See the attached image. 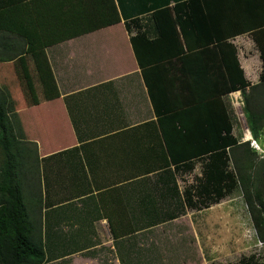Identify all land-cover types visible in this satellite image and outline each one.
<instances>
[{"label": "crops", "instance_id": "crops-1", "mask_svg": "<svg viewBox=\"0 0 264 264\" xmlns=\"http://www.w3.org/2000/svg\"><path fill=\"white\" fill-rule=\"evenodd\" d=\"M203 1L208 3L203 44L194 34L186 33L184 41L178 24L174 38L160 14L158 23L170 38L155 48L138 46L142 64L152 68L145 70L131 38L144 33L155 41L152 12L167 7L174 19V5L189 0H17L4 9L0 32L26 42L25 54L6 63H15L20 76L15 113L23 133L35 131V188L27 208L29 236L42 243L41 264H123L120 257L130 264L131 243L145 242L168 226L169 215L187 211L185 196L194 198L198 186L189 184L194 176L202 178L200 166L207 159L175 168L166 140L176 158L214 140L200 141L201 110L175 108L220 94L225 77L217 42L224 38L250 86L262 74L252 34L230 35L239 16L228 11L231 0ZM179 45L184 53H178ZM248 94L249 87L220 100L238 144L248 142L262 159L264 128L253 138L244 110ZM175 118L187 136L178 132Z\"/></svg>", "mask_w": 264, "mask_h": 264}, {"label": "trees", "instance_id": "trees-1", "mask_svg": "<svg viewBox=\"0 0 264 264\" xmlns=\"http://www.w3.org/2000/svg\"><path fill=\"white\" fill-rule=\"evenodd\" d=\"M17 3V0H0V19L4 14V9ZM204 6L208 3L203 0H189V2L176 3L173 7L175 18L171 17L169 9L159 8L152 12L151 17L157 24L159 36L155 41H149L144 33H138L131 38V44L135 52L137 62L142 70L145 68L139 58L138 46L146 44L155 48L158 43L167 41L170 36L166 34L168 30H163V25L158 23L160 14L166 16V21L170 25L172 36L177 39L176 25H179L183 40L188 38L187 34H194L200 38L205 35L208 28L206 18L203 17ZM230 10V11H229ZM237 12L239 15L234 21V27L230 35L232 37L246 32H250L253 41L259 51L262 61V74L257 85L250 86L245 80L243 71L239 66L235 48L224 38L217 42L220 53L225 86L220 89V94L214 98L209 97L199 103L195 102L191 106H178L175 109L201 110L197 116L198 123L202 124L203 130L200 132L201 143L214 140L212 145H200L194 148L192 154L183 152L181 158L174 156L172 147L167 144L169 163L178 167L188 166L186 161L197 157H206L203 161V174L198 182L194 195L204 197L213 195L216 201L229 196L234 190H239L243 196L248 215L253 223L257 237L264 243V187L262 177L264 175V157L257 162L256 168L253 166L254 159L258 157L249 148V143L238 144V140L232 135L231 117L225 105L220 100L221 95H226L235 91H244L249 87L248 96L244 97V110L249 130L253 138L257 139L259 133L264 128V0H231L228 11ZM186 12V13H185ZM180 16H178V14ZM252 15L254 18L245 19L244 15ZM116 13L112 23H115ZM183 16V17H182ZM199 16H202L201 18ZM132 22L136 18L131 19ZM204 22V28L200 23ZM253 22V23H251ZM203 28V29H200ZM3 29V26H0ZM231 37V36H230ZM212 41V37L205 39V45ZM26 42L23 38L0 32V62H11L25 54ZM187 48H190L187 46ZM178 53H184L179 45ZM179 55V54H178ZM14 64V68H15ZM144 74V72H143ZM23 85V84H22ZM30 83L24 86L30 87ZM185 111V110H184ZM158 112V111H157ZM168 118H171L168 116ZM173 123H178L177 119H172ZM177 127V126H176ZM187 136L186 128L182 132ZM25 135L20 122L14 111V104L9 94L0 89V153L2 160L0 164V264H41L44 259L43 247L40 241L33 240L30 236L28 220V203L23 200L20 177L28 171V166L32 161V154L36 149H27L28 145L24 142ZM190 150V148H188ZM185 151V148H184ZM206 155V156H205ZM35 156V154H34ZM179 159H181L180 162ZM182 163V164H177ZM248 165V167L246 166ZM215 200L213 202H215ZM193 194L185 196L187 207L194 206ZM182 212L169 215L168 223H173L178 219ZM168 224L167 227L170 225ZM240 264H259L253 260H242Z\"/></svg>", "mask_w": 264, "mask_h": 264}, {"label": "rangeland", "instance_id": "rangeland-1", "mask_svg": "<svg viewBox=\"0 0 264 264\" xmlns=\"http://www.w3.org/2000/svg\"><path fill=\"white\" fill-rule=\"evenodd\" d=\"M13 64L15 63L0 62V89L9 94L15 111L22 91L19 82L20 76L16 73ZM33 135H35V131L29 129L24 137V142H26L25 145H28L29 152L36 149L34 152L36 155L37 147L33 143ZM1 160L0 153V164ZM258 161L260 159L252 161L254 168ZM29 162L31 165L28 166V171L20 177L22 197L27 203L32 196L33 188H35V184L33 188L31 186L32 173H36V170L32 169L35 164ZM246 166L248 167V165ZM200 172L202 176L203 166H200ZM200 178L194 176V180L189 185L196 186ZM262 183L264 187V175ZM214 198L211 194L209 197L194 195V206H189L176 222L170 223L169 227L166 226L156 234L153 233V236L145 242L131 243L128 249L130 254L126 255L129 263L240 264L242 260L249 259L264 264V243H261L257 237L240 191L234 190L229 196L218 201ZM214 200L215 202H213ZM30 206L33 208L32 203ZM178 212H182V210ZM120 258L121 263L124 264L125 261L122 257Z\"/></svg>", "mask_w": 264, "mask_h": 264}, {"label": "bare ground", "instance_id": "bare-ground-1", "mask_svg": "<svg viewBox=\"0 0 264 264\" xmlns=\"http://www.w3.org/2000/svg\"><path fill=\"white\" fill-rule=\"evenodd\" d=\"M246 136H247V138H249V134H247Z\"/></svg>", "mask_w": 264, "mask_h": 264}]
</instances>
